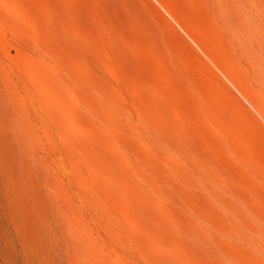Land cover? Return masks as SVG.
<instances>
[{"label":"rangeland","instance_id":"rangeland-1","mask_svg":"<svg viewBox=\"0 0 264 264\" xmlns=\"http://www.w3.org/2000/svg\"><path fill=\"white\" fill-rule=\"evenodd\" d=\"M0 122V264H264V0H0Z\"/></svg>","mask_w":264,"mask_h":264},{"label":"bare ground","instance_id":"bare-ground-1","mask_svg":"<svg viewBox=\"0 0 264 264\" xmlns=\"http://www.w3.org/2000/svg\"><path fill=\"white\" fill-rule=\"evenodd\" d=\"M4 133V134H3ZM11 140V138H10ZM10 142H8V138H7V129H6V125L5 124H2L0 122V177L3 176L2 174L4 173H8L10 174L14 179H21L23 180V178L25 179V174L27 173L25 171V163L23 162V160L21 159V157L19 155H15V156H12L11 153H10ZM17 154V153H16ZM6 166H4V164ZM3 164V166H2ZM28 176V175H27ZM2 178V177H1ZM5 184V182H4ZM5 187H6V184H5ZM30 193L32 195V198L36 201V203H40L39 201V198H36L34 195H37L35 194L32 189L30 188ZM5 216L7 217V221H9V223L11 224L12 223V220H11V214L10 212L8 211V213L5 212ZM52 220V219H51ZM52 222L49 221L48 217L45 216L43 217L42 219H40V222H39V225L36 226V233H37V236L38 238L41 240V241H45V239L48 237V233H49V228H51ZM58 224V223H57ZM52 231V230H51ZM55 231V230H54ZM53 234V232H52ZM53 236V235H52ZM29 237L31 239H34V236L32 233H29ZM54 238V237H53ZM49 239V238H48ZM19 242H20V246L22 247V260L20 262L16 261V259L12 257L13 261L11 262V264H51L50 261H48L47 263H45L43 260L41 262H35L34 258L37 256L39 257L41 254H38V253H32V252H28L24 242L22 241H25L23 239H18ZM33 241V240H32ZM53 241V240H51ZM11 242V241H9ZM47 242V241H46ZM57 242V241H56ZM55 242V243H56ZM31 243V242H30ZM33 244L34 246L36 247L37 251H40L38 250V247H40V242L37 241V240H34L33 241ZM50 244V242H49ZM15 245V244H14ZM53 245V244H52ZM42 246V245H41ZM51 246V245H50ZM16 247V246H15ZM51 248V247H50ZM34 251V250H33ZM36 252V251H35ZM57 252V250H56ZM2 253H4L5 257L9 260L11 259V254L13 253L12 251H9V250H6V245L3 244L2 246ZM14 254V253H13ZM17 254V252H16ZM57 254V253H56ZM59 255V253H58ZM54 256V255H53ZM2 257V256H1ZM45 257V256H44ZM51 258V257H50ZM53 259V258H52ZM55 259V258H54ZM53 259V261H54ZM60 259V258H59ZM58 260V259H56ZM57 263L58 261H54V263ZM53 263V264H54ZM59 263V262H58ZM57 263V264H58Z\"/></svg>","mask_w":264,"mask_h":264}]
</instances>
